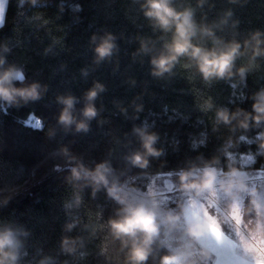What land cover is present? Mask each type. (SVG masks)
Here are the masks:
<instances>
[{
	"label": "trees",
	"instance_id": "1",
	"mask_svg": "<svg viewBox=\"0 0 264 264\" xmlns=\"http://www.w3.org/2000/svg\"><path fill=\"white\" fill-rule=\"evenodd\" d=\"M214 3L211 11L205 6L209 19L231 7L234 18L240 21L238 38L250 30H264V0H248L243 7L229 5L227 0ZM5 7L0 46L7 44L10 51L3 53L0 47V54L6 55L9 63L23 67L25 84L47 86L40 101L0 109V189H15L3 193L12 199L0 207V218L16 219L30 231L25 264H34L40 255L56 257V264H116L117 252L108 244L103 225L117 205L104 189L93 197L92 189L84 187L83 203L65 209L73 189L65 179L69 165L59 152L61 147H67L88 167L105 159L111 161L122 179L140 177V170L127 165L125 156L140 148L132 130L144 124L158 134L155 146L164 151L161 157L151 159L150 175L186 167L199 156H220L223 165L225 149L239 160L250 150L256 151L251 139L259 129L233 133L220 125L214 130L215 109L205 112L201 105L211 98L217 107L250 111L249 97L264 87V60L258 62L245 83L235 86L231 81L206 85L183 64L172 77L156 78L151 75L147 56L132 55L139 48L137 37L153 35L132 0H36L35 5L28 0H6ZM106 33L116 36L118 50L97 64L94 48ZM94 82L105 87L95 101L99 115L86 133L76 132L74 126L65 131L56 120L62 107L56 97L71 94L80 98L75 112L79 119L83 95ZM136 105L142 106L140 112ZM29 120H36L38 127L28 124ZM49 129L55 130L54 136L47 135ZM242 135L249 137V143L228 146L229 137L235 141ZM242 166L264 169V157L257 156ZM73 218L80 224L68 235L84 237L82 258L79 254L66 256L59 250L63 225ZM84 224L95 225L94 236Z\"/></svg>",
	"mask_w": 264,
	"mask_h": 264
},
{
	"label": "clouds",
	"instance_id": "2",
	"mask_svg": "<svg viewBox=\"0 0 264 264\" xmlns=\"http://www.w3.org/2000/svg\"><path fill=\"white\" fill-rule=\"evenodd\" d=\"M28 2L35 5L36 0ZM247 2L227 0L229 5L241 7ZM132 3L138 6L153 33L137 37L139 48L132 55L149 58L153 77H172L183 64L206 85L231 81L235 86L245 83L258 62L264 60V30H250L242 39L238 38L240 21L234 18L231 7L209 19L205 6L211 11L215 8L214 0H195L194 3L193 0H132ZM3 27V9L0 8V28ZM225 32L228 35H223ZM92 41H97L95 35ZM115 41L116 36L111 33L99 38L94 48L95 63L112 57L118 50ZM0 47L3 53L10 51L7 44ZM26 79L22 66L9 63L6 55L0 54V109L19 108L43 98L47 86L38 82L25 84ZM104 91L103 84L94 82L84 93L79 119L75 112L80 98L71 94L57 96L56 102L62 106L57 123L65 131L74 126L76 132H88L90 122L99 115L95 101ZM249 98L252 100L250 111L240 107L234 111L217 107L211 98L206 99L201 108L205 112L215 109L214 130L220 125L233 133L238 129L244 133L259 129L251 139L256 151L246 154L248 159L255 161L257 156L264 157V87ZM135 109L140 112L142 106L136 105ZM132 131L139 138L140 148L125 156V161L131 168L140 170L139 176L147 178L151 159L161 157L164 151L155 146L159 136L150 132L147 124L134 127ZM47 135L54 136L55 130L49 129ZM249 140L246 135L235 141L229 137L227 144L236 148L241 141L249 143ZM59 152L69 165L65 179L73 189L72 197L64 204L65 209L78 208L83 203L84 187L92 189L93 197L104 189L107 197L117 205L103 225L108 244L115 246L116 264H149L150 260L152 264H207L213 252L225 258L231 253L232 241L209 209V201L235 212L233 219L241 210L264 218V195L258 187L251 186V170L242 166V161L227 149L222 153L227 157L223 165L220 156L211 159L199 156L195 161H188L186 167L158 171L155 175L167 178L165 189L151 182L144 188L129 184L107 159L88 167L67 147H61ZM5 191L15 189H0V207H6L12 199L11 195H3ZM173 196L176 199L171 202L175 207L169 203ZM79 224L80 220L73 218L63 225L59 250L66 256H84L81 251L85 247L84 237L68 235ZM84 229L90 236L95 235L94 224H84ZM252 232L253 239L260 238L264 233V219L256 220ZM30 235L18 220L0 218V264H25ZM34 264H56V257L40 255Z\"/></svg>",
	"mask_w": 264,
	"mask_h": 264
},
{
	"label": "rangeland",
	"instance_id": "3",
	"mask_svg": "<svg viewBox=\"0 0 264 264\" xmlns=\"http://www.w3.org/2000/svg\"><path fill=\"white\" fill-rule=\"evenodd\" d=\"M6 6V0H0V8L5 9ZM32 120L28 121V124H31ZM242 164L247 165L252 160L248 159L246 154L242 155L241 157ZM251 170L252 176H251V185L256 184L257 187L260 189V191H264V169H249ZM166 177H161L157 175H149L147 178L145 177H135L131 179H126L129 184L137 185L141 188H144L149 182L155 187H159L160 189H165V183H166ZM176 197H171V200H169V203H171L172 207H175V204L172 203V200H175ZM167 205H165L166 207ZM209 209L211 210L212 214L216 217L217 221L220 224L221 229L226 233L234 234L237 238H240V240H243V229L246 230L245 235H249L248 243H251V232L255 225V220H252V218L260 219L259 217L254 216L253 213H245L243 210L240 211L239 216L234 219L239 221L240 228L238 229V225L231 223V219H233V216H236L235 212H230L228 209H226L222 204H217L213 201H209ZM252 220V221H251ZM249 222V224H248ZM249 233V234H248ZM264 234V233H262ZM261 234V235H262ZM227 235V234H226ZM245 237V236H244ZM240 242V241H239ZM237 241H232V245H235V243H239ZM241 243V242H240ZM250 245V244H249ZM236 248V245L233 247L231 253L228 254L225 258H223V254H218L216 252H213L211 255L210 260L207 262V264H253V260L255 259L256 264H264V250H256L253 252L250 248L251 246H248V248L243 249ZM237 249V250H236Z\"/></svg>",
	"mask_w": 264,
	"mask_h": 264
},
{
	"label": "crops",
	"instance_id": "4",
	"mask_svg": "<svg viewBox=\"0 0 264 264\" xmlns=\"http://www.w3.org/2000/svg\"><path fill=\"white\" fill-rule=\"evenodd\" d=\"M251 186H254V187H257V185L256 184H253V185H251ZM261 194L262 195H264V191H262L261 192ZM254 216L256 217V214L254 213ZM260 219H264V218H260ZM252 220H255V222H256V218H252ZM251 220V221H252ZM231 221V223H233V224H237L238 225V229L240 228V226H239V221L238 220H234V219H231L230 220ZM248 224H249V222H248ZM225 233V232H224ZM244 235H243V240L241 241L240 240V238H237L234 234H231V236H230V233H225V235L226 236H228L230 239H231V241H237V242H239V243H235V245H236V248H238V246H239V248H241L240 246H242V248L243 249H246V248H248V246H254L255 247V249L256 250H264V234H262L261 236H260V238H255V239H253V232H251V243H248L247 241H248V236L249 235H245V233H246V230L245 229H243V232H242ZM249 234V233H248ZM245 236V237H244ZM250 244V245H249ZM235 245H232L233 247L235 246ZM248 249H251V247L250 248H248ZM237 250V249H236Z\"/></svg>",
	"mask_w": 264,
	"mask_h": 264
},
{
	"label": "snow or ice",
	"instance_id": "5",
	"mask_svg": "<svg viewBox=\"0 0 264 264\" xmlns=\"http://www.w3.org/2000/svg\"><path fill=\"white\" fill-rule=\"evenodd\" d=\"M19 2H20V0H18V3H19ZM3 19H6V7H5L4 12H3ZM251 250H252L253 252H255V247H254V246H251ZM253 264H256L255 259L253 260Z\"/></svg>",
	"mask_w": 264,
	"mask_h": 264
},
{
	"label": "built area",
	"instance_id": "6",
	"mask_svg": "<svg viewBox=\"0 0 264 264\" xmlns=\"http://www.w3.org/2000/svg\"><path fill=\"white\" fill-rule=\"evenodd\" d=\"M33 127H38V122L36 120H32L31 124Z\"/></svg>",
	"mask_w": 264,
	"mask_h": 264
}]
</instances>
